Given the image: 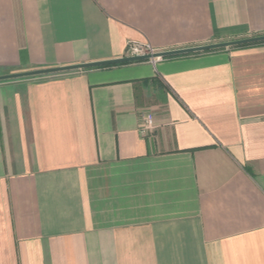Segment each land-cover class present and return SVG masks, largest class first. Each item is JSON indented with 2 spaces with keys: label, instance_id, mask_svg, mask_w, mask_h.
I'll return each instance as SVG.
<instances>
[{
  "label": "crops",
  "instance_id": "crops-1",
  "mask_svg": "<svg viewBox=\"0 0 264 264\" xmlns=\"http://www.w3.org/2000/svg\"><path fill=\"white\" fill-rule=\"evenodd\" d=\"M258 36L264 0H0L6 74ZM254 44L0 82V264H264Z\"/></svg>",
  "mask_w": 264,
  "mask_h": 264
},
{
  "label": "water",
  "instance_id": "water-1",
  "mask_svg": "<svg viewBox=\"0 0 264 264\" xmlns=\"http://www.w3.org/2000/svg\"><path fill=\"white\" fill-rule=\"evenodd\" d=\"M261 42H264V36H258V37H253V38H247V39H241V40H235L231 42L217 43V44H211V45H205V46H197V47H191V48H185V49L158 52L154 54L153 56L119 58L115 60L81 64V65H76V66L38 69V70L25 71V72H19V73H11V74L0 75V82L25 80V79H30L34 77H43V76L61 74V73H66V72H71V71H76V70H84V69H91V68H97V67L126 64V63H131V62L146 61L150 58L163 59V58L177 57V56H183V55H188V54L210 52V51L222 50V49H227L231 47L243 46V45L254 44V43H261Z\"/></svg>",
  "mask_w": 264,
  "mask_h": 264
},
{
  "label": "built area",
  "instance_id": "built-area-1",
  "mask_svg": "<svg viewBox=\"0 0 264 264\" xmlns=\"http://www.w3.org/2000/svg\"><path fill=\"white\" fill-rule=\"evenodd\" d=\"M158 53L154 48H152L149 44H140V43H129L126 47L124 57L125 58H134V57H144V56H153ZM161 58H150L146 60L152 66H155ZM157 126L155 124L153 115L151 112H144L141 116L138 132L142 138L150 137Z\"/></svg>",
  "mask_w": 264,
  "mask_h": 264
},
{
  "label": "rangeland",
  "instance_id": "rangeland-1",
  "mask_svg": "<svg viewBox=\"0 0 264 264\" xmlns=\"http://www.w3.org/2000/svg\"><path fill=\"white\" fill-rule=\"evenodd\" d=\"M6 74V72H0V75H5Z\"/></svg>",
  "mask_w": 264,
  "mask_h": 264
},
{
  "label": "trees",
  "instance_id": "trees-1",
  "mask_svg": "<svg viewBox=\"0 0 264 264\" xmlns=\"http://www.w3.org/2000/svg\"><path fill=\"white\" fill-rule=\"evenodd\" d=\"M253 45H255V44H253ZM206 53H210V52H206ZM43 77H46V76H43ZM34 78H42V77H34Z\"/></svg>",
  "mask_w": 264,
  "mask_h": 264
}]
</instances>
